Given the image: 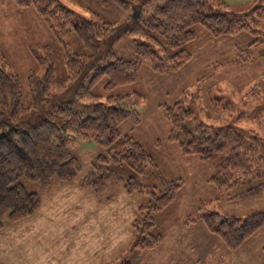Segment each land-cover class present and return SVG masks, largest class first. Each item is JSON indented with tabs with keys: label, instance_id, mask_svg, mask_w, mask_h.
<instances>
[{
	"label": "rangeland",
	"instance_id": "rangeland-1",
	"mask_svg": "<svg viewBox=\"0 0 264 264\" xmlns=\"http://www.w3.org/2000/svg\"><path fill=\"white\" fill-rule=\"evenodd\" d=\"M59 1L78 22L95 17L115 26L131 23L132 18L138 21V13L133 11L135 0H125L128 8L119 7L115 0ZM222 1L243 17L259 2ZM162 4V0H154L145 7V16L148 18ZM67 31L69 35L63 40L69 51L90 56L71 26ZM193 31L196 39L186 45L193 58L178 72L162 73L145 65L135 84L113 93L139 92L145 96L146 104L139 110L141 118L137 123L125 122L121 132L140 142L168 179L183 182L173 205L156 216L153 230L163 236L164 243L143 254L134 249L132 226L139 218V208L147 205V196H129L122 184L98 192L82 186L84 178L94 172L96 158L105 152L95 143L85 142L75 150L83 172L74 182L56 184L46 192L22 180L28 192L40 196L42 206L24 221L13 224L5 220L0 232V264H264V227L241 249L232 251L202 223H195L201 215L214 212L244 218L264 211V191L241 197L257 185L248 183L233 190H218L211 185L216 173L214 164L181 154L169 140L171 126L162 108L178 102L191 108L195 118L187 122L191 130L201 123L229 124L245 133L247 139L257 135L264 140V111H259L264 104V36L243 33L218 39L202 27H194ZM59 38L34 9L19 8L15 0H0V54L18 75L27 107L31 105L27 84L31 73L44 79L53 64L57 81L65 86L69 83L65 49ZM256 40L260 42L250 46ZM114 55L134 60V37L116 43ZM42 60L44 65L40 64ZM103 84L94 92L105 100ZM74 108L83 118L92 116L89 102H79ZM113 170L123 179L134 176L145 185L151 184L148 177L136 176L126 168Z\"/></svg>",
	"mask_w": 264,
	"mask_h": 264
},
{
	"label": "trees",
	"instance_id": "trees-1",
	"mask_svg": "<svg viewBox=\"0 0 264 264\" xmlns=\"http://www.w3.org/2000/svg\"><path fill=\"white\" fill-rule=\"evenodd\" d=\"M115 1L119 7H129L125 0ZM153 1L135 0L133 11L138 13V21L132 18L131 23L115 26L98 17L78 22L59 0H15L19 8L34 9L60 37L69 83L65 86L57 81L53 64L44 79L31 73L27 78L31 105L27 107L18 75L0 54V232L5 220L13 224L24 221L42 206L40 196L28 192L23 179L46 192L56 184L74 182L83 172L75 150L82 143L93 142L105 152L96 158L94 172L84 178L82 186L98 192L109 185L122 184L129 196H147L149 201L139 208V218L132 226L134 249L143 254L164 243L163 236L153 230L156 216L173 205L183 182L168 179L143 145L121 132L125 122L137 123L141 118L139 110L146 104L145 96L139 92L113 93L135 84L145 65L164 73L178 72L188 64L193 57L186 45L196 39L194 27H202L218 39L243 33L264 36V0H259L245 17L230 10L222 0H162L163 4L147 18L145 7ZM68 26L88 48L90 56L69 51L63 40L69 35ZM128 36L134 37L136 58H115V44ZM101 84L107 95L105 100L94 92ZM82 101L89 102L92 116L83 118L75 110L74 105ZM162 108L171 126L169 140L180 148L181 154L195 155L214 164L216 173L211 185L218 190L238 189L248 183L257 185L241 193V197L264 191V140L257 135L247 139L245 133L229 124L201 123L191 130L187 126L188 120L195 119L191 108L182 102ZM259 111H264V104ZM114 167L146 176L151 184L145 185L134 176L123 179ZM197 222L220 238L229 250L237 251L263 229L264 211L244 218L214 212L201 215Z\"/></svg>",
	"mask_w": 264,
	"mask_h": 264
},
{
	"label": "crops",
	"instance_id": "crops-1",
	"mask_svg": "<svg viewBox=\"0 0 264 264\" xmlns=\"http://www.w3.org/2000/svg\"><path fill=\"white\" fill-rule=\"evenodd\" d=\"M70 249V248H69Z\"/></svg>",
	"mask_w": 264,
	"mask_h": 264
}]
</instances>
